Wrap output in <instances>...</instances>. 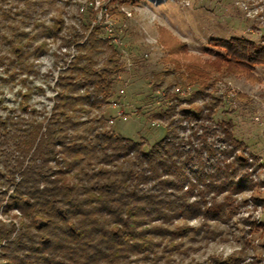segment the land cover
<instances>
[{"label":"trees","instance_id":"16d2710c","mask_svg":"<svg viewBox=\"0 0 264 264\" xmlns=\"http://www.w3.org/2000/svg\"><path fill=\"white\" fill-rule=\"evenodd\" d=\"M42 1L0 0V65L6 63L10 76L36 72L34 60L48 50L50 38L58 41L57 61L65 63L49 114L27 102L29 88L18 90L20 101L11 113L0 114V214L10 218H0V263L169 264L184 238L203 228L209 236L213 223L235 215L238 195L264 181L251 178L249 156L243 155L232 122L213 120L216 105L180 108L174 118L182 100L169 92L170 84L162 87V78L151 86L165 91L164 106L150 115L163 123L158 140L120 134L107 123L117 117L108 111L81 120V113L101 107L112 95L120 56L105 25L92 22L95 0L83 4L79 24L67 25L62 14L51 23L33 19L32 10ZM28 20L31 27L22 29L20 23ZM160 39L166 45L174 41L165 29ZM211 43L214 48L206 51L215 55L217 70L252 77L254 67L264 64V40L230 37ZM87 45L92 52L83 53ZM102 46L110 56L97 69L93 51ZM70 47L76 50L71 59ZM184 47L179 44L171 54L176 62L191 59L186 79L192 80L201 73L197 57L186 56ZM252 200L264 204L263 197ZM194 219L199 226L189 224ZM248 225L253 232L264 228V221ZM163 239L166 246L160 248ZM253 242L246 240L257 254ZM239 252L213 256L210 264H264L259 252L247 261Z\"/></svg>","mask_w":264,"mask_h":264},{"label":"rangeland","instance_id":"374dc122","mask_svg":"<svg viewBox=\"0 0 264 264\" xmlns=\"http://www.w3.org/2000/svg\"><path fill=\"white\" fill-rule=\"evenodd\" d=\"M86 1L54 0L50 3L43 0L32 10V16L51 23L52 17L62 14L66 25L79 24L78 14ZM93 8L97 13L92 22L105 25L106 36L113 39L118 50L121 67L112 82V95L107 103L81 113L80 119L86 120L108 111L117 117H109L107 123L120 134L135 139L143 137L152 143L162 137L164 127L161 121L151 120L150 115L164 106L162 87L170 84L169 92L177 93L182 100L174 118L178 117L180 108L216 105L213 120L229 119L232 122L233 134L245 149L243 155L249 156L251 178L255 182L264 181V64L254 67L252 77L225 67L217 70L212 64L215 55L206 51L214 48L211 40L218 38L242 37L262 42L264 0H95ZM32 20L27 24L20 23L21 28L29 30ZM160 29L167 30L174 41L164 44ZM47 42L48 50L34 60L36 72L10 76L6 63L0 65L1 115L11 113L10 108H15L20 101L18 90L25 88L31 92L27 102L49 114L55 80L65 63L57 61L55 56L59 53L56 50L58 41L50 38ZM182 43L186 56L197 57L195 67L199 68L201 75L192 80L186 79L189 76L186 65L193 63L191 59L176 62L171 54ZM99 48L93 51V66L97 69L108 64L110 56V49L106 46ZM67 50L71 59L76 50L72 47ZM84 52L92 50L87 45ZM156 78H162L163 85L153 91L152 80ZM195 91L194 102L189 104L187 99ZM182 123L188 125L189 122ZM199 125L193 124L194 127ZM219 145L217 143V147ZM253 196L264 198V186L257 184L252 190L245 189L239 194L237 201L241 203L235 215L226 223H213V232L209 236L203 228L198 235L193 233L189 234L191 238H184L169 264H210L213 256L228 258L239 251V256L246 261L257 256L258 252L264 258V228L249 231L248 224L252 220L264 221V204H255ZM0 218L6 222L10 219L2 214ZM189 224L197 226L199 220L194 219ZM248 239L257 244V254L256 249L246 243ZM164 242L163 239L160 248L166 246Z\"/></svg>","mask_w":264,"mask_h":264}]
</instances>
